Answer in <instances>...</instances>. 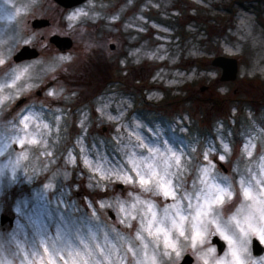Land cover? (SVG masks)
Here are the masks:
<instances>
[{
  "label": "snow or ice",
  "instance_id": "6c2138e0",
  "mask_svg": "<svg viewBox=\"0 0 264 264\" xmlns=\"http://www.w3.org/2000/svg\"><path fill=\"white\" fill-rule=\"evenodd\" d=\"M153 6L160 7L159 4ZM40 7V0H0V21L5 22L0 27V186L15 184L21 174L31 183L51 173L35 193V206L28 199L16 201V227L0 232V264H180L188 252L195 257L196 264H264V257L253 258L251 251L254 243L264 244V147H260L264 145V126L248 136L233 174L225 175L218 171L213 159L212 154L218 152L215 147L205 149L200 160L195 155L196 147L186 152L173 147L168 140L146 142L137 132H131L128 143L122 145V160L116 163L106 157L93 160L85 144L87 112L81 114L79 121L83 134L77 136L72 147L65 144L59 156L57 149L67 139L61 135L64 109L56 108L51 113L54 123L44 119V112L36 111L32 104L20 108L11 119L6 118V114H11L10 106L22 95L40 87L45 76L56 79L59 70L68 71L66 65L75 59L71 54H60L15 63L13 55L21 41L27 45L33 40L45 39L43 32H32L30 36L27 32L28 18ZM99 17L94 0H88L86 7L72 10L62 19L67 21V33H75L79 28L82 38L86 29L80 26ZM119 19V14L111 16L113 21ZM139 19L143 21L144 17ZM240 23L245 32L241 39L253 37L255 44L252 24L244 19ZM152 27L160 26L153 24ZM58 31L54 29L48 35L54 38ZM138 31L147 29L139 27ZM82 42L85 53L97 46L90 41ZM47 46L45 41L42 47ZM162 48L163 45L155 51H146L142 46L131 49L129 55L135 57L133 62L137 64L141 62V54L148 59H171L175 63L178 57H168L166 50L160 54ZM223 50L231 56L243 52L239 43L226 44ZM190 55L204 53L194 50ZM257 72L264 74V63L255 59L242 70L244 76L254 77ZM194 75L204 77L209 83L217 78L216 71L207 65L203 72ZM159 76L158 72L153 79ZM179 82L168 81L170 85ZM46 95L54 100L71 101L78 94L74 91L68 94L61 85L49 88ZM159 95L153 93L149 99ZM47 107L42 104V108ZM106 108L107 105H103L96 111L103 116ZM123 115V112L119 117L108 114L107 119L116 121ZM121 130L118 129V133ZM220 144L223 152L219 154V161H227L233 149L223 139ZM60 158L64 161L65 180L70 175L67 167L75 168L82 162L89 173V189L98 188L107 193L110 186L119 182L130 190L126 197L117 194L97 201L85 196L90 214L81 212L76 201L66 202L63 199L66 192H61L53 201L51 197L60 187ZM241 159L247 161L243 168ZM53 166H56L55 171ZM80 175L83 177L84 173ZM160 197L163 204L158 200ZM108 210L116 213L115 223L104 219ZM213 237H219L226 247L218 251Z\"/></svg>",
  "mask_w": 264,
  "mask_h": 264
},
{
  "label": "rangeland",
  "instance_id": "374dc122",
  "mask_svg": "<svg viewBox=\"0 0 264 264\" xmlns=\"http://www.w3.org/2000/svg\"><path fill=\"white\" fill-rule=\"evenodd\" d=\"M87 3L65 9L54 0H40L42 7L28 18L27 24L29 36L32 32L45 33L44 40L36 39L27 44L40 50V57L35 60L60 54H71L75 59L66 65L68 71L59 70L56 79L45 76L40 87L22 95L10 106L11 114H6V118L11 119L20 108L32 104L36 111L44 112V119L54 123L51 113L56 108L64 109L61 135L67 139L57 149L59 156L65 144L72 147L77 136L83 134L79 121L81 114L87 112L89 118L85 123V144L93 160L101 157H106L113 163L122 160V145L128 143L131 132H137L146 138V142L168 140L173 147L186 152L196 147L195 155L200 160L203 159L202 153L205 149L215 147L218 152L212 156L218 171L232 175V169L240 159L243 143L250 134L264 126V74L257 72L254 77L242 74L245 65L250 66L254 59L264 63L261 60L264 56V0H94L95 10L100 13V17L95 21L87 20L80 26L86 29L82 38L79 28L75 33H67V21L62 17L76 8L86 7ZM155 4L160 7H154ZM114 14H119L120 19L111 20ZM141 16L144 17L143 21L139 19ZM34 18H47L51 24L43 29H34L30 24ZM242 19L252 24L255 44L253 37L241 39L245 35L241 30ZM4 24L5 22L0 21V27ZM153 24L160 27L154 28ZM139 27H144L147 31L140 32ZM164 28L169 31H162ZM54 29H59L56 34L72 37L73 47L67 53L59 52L48 42V34ZM82 40L97 46L91 52L85 53ZM45 41L47 48L42 47ZM237 43L242 45V55L231 56L224 52V45L232 46ZM110 44L114 48H110ZM24 45L21 41L14 55ZM161 45L163 48L160 54H164L166 50L168 57H178L175 63L171 59H148L141 54V62L137 64L133 62L135 57L129 55L131 49L143 46V50L155 51ZM194 50H199L204 55H190ZM216 56L237 59L238 72L235 80L220 81L222 70L211 65ZM122 60L127 62L122 64ZM205 65L217 73V78L212 83L204 77L194 75L203 72ZM158 72L160 76L154 80L153 77ZM188 76L193 78L187 79ZM170 80L180 82L170 85ZM61 85L68 94L74 91L78 95L71 101L54 100L46 95L49 88H58ZM221 88L226 91H220ZM38 91L41 95L37 94ZM153 93L160 95L149 99ZM22 98L26 99L25 102L17 105ZM42 104L48 107L42 108ZM103 105H107V108L102 116L96 109ZM121 112L124 114L121 119H107L108 114L119 117ZM118 129L122 130L118 133ZM221 139L233 149L227 161H219V154L223 152ZM76 151L79 152L78 147ZM220 162L228 169L226 173L220 168ZM240 163L244 167L247 161L241 159ZM58 167L62 170L59 177L60 187L56 195L51 197L52 200L55 201L61 192H66L63 199L68 203L76 201L81 212L90 214L91 211L86 207L85 196L97 201L117 194L126 197L130 190L123 184L120 188L119 182L114 187L110 186L107 193L98 188L89 189V173L82 162L75 168L70 165L67 167L66 170L70 173L67 180L63 176L65 166L62 158L58 160ZM55 170L56 166H53V171ZM81 172L84 173L83 177ZM50 175L51 173L41 175L28 183L21 174L15 184L0 186V216L4 214L14 220L12 225L0 224V232L11 231L16 227V201L28 199L35 206V193L42 188ZM188 186L191 187V178ZM158 200L163 204L162 197ZM52 207H56L55 203ZM60 208L63 209L64 205H60ZM110 211L115 215L114 219H108ZM104 219L107 223H115L116 213L108 210ZM117 227L123 229L122 225L117 224ZM185 254H190L196 264L195 257L190 252ZM261 257L264 254L260 257L253 256Z\"/></svg>",
  "mask_w": 264,
  "mask_h": 264
},
{
  "label": "water",
  "instance_id": "95a60500",
  "mask_svg": "<svg viewBox=\"0 0 264 264\" xmlns=\"http://www.w3.org/2000/svg\"><path fill=\"white\" fill-rule=\"evenodd\" d=\"M57 4L61 5L64 8H73L76 6L81 5L86 0H54ZM31 25L33 28H43L50 25V21L48 19H34L31 22ZM49 42L53 44L58 50L61 52H66L73 46V41L68 36H61L56 34L55 37H50ZM111 48H114V45H110ZM39 51L35 47H31L29 45L23 46L14 56L13 60L16 63L23 62L25 60H32L39 57ZM212 66L218 67L222 70V74L220 77L221 82L225 81H232L235 80L237 77L238 72V62L237 59L232 57H226V56H216L212 62ZM227 69V71H225ZM38 95H41V92H37ZM25 102V98H22L17 105H21ZM105 129V128H104ZM220 167L223 169L224 172H227L226 167L220 163ZM120 188L123 187L122 184L118 185ZM109 215L112 219L115 218V215L110 211ZM13 223V220L4 214H1L0 216V224L4 225L6 223ZM214 243H216L218 247V251L225 247V244L222 240L219 239V237H213ZM252 252L255 256H260L264 253V247L260 243H254L252 246ZM222 254V252H221ZM180 264H194V259L191 255L186 254Z\"/></svg>",
  "mask_w": 264,
  "mask_h": 264
},
{
  "label": "flooded vegetation",
  "instance_id": "af4514ba",
  "mask_svg": "<svg viewBox=\"0 0 264 264\" xmlns=\"http://www.w3.org/2000/svg\"><path fill=\"white\" fill-rule=\"evenodd\" d=\"M87 2H88V0H87L85 3H83V4H86ZM83 4H82V5H83ZM82 5H80V6H82ZM80 6H78V7H80ZM65 36H66V35H65ZM67 36L71 37L70 35H67ZM71 38H72V37H71ZM110 45H111V44H110ZM110 45H109V46H110ZM32 47H33V46H32ZM34 47H36V46H34ZM36 48H37V47H36ZM68 51H70V50H68ZM68 51H66L65 53H67Z\"/></svg>",
  "mask_w": 264,
  "mask_h": 264
},
{
  "label": "trees",
  "instance_id": "16d2710c",
  "mask_svg": "<svg viewBox=\"0 0 264 264\" xmlns=\"http://www.w3.org/2000/svg\"><path fill=\"white\" fill-rule=\"evenodd\" d=\"M240 166H241V167H243V164H242V163H240Z\"/></svg>",
  "mask_w": 264,
  "mask_h": 264
}]
</instances>
